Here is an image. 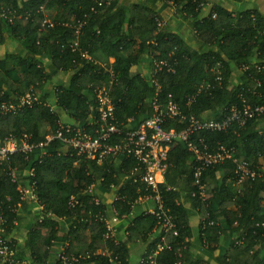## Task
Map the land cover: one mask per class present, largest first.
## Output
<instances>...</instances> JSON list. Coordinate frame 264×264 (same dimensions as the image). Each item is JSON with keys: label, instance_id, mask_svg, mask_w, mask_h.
<instances>
[{"label": "trees", "instance_id": "16d2710c", "mask_svg": "<svg viewBox=\"0 0 264 264\" xmlns=\"http://www.w3.org/2000/svg\"><path fill=\"white\" fill-rule=\"evenodd\" d=\"M162 1L178 15L171 27L154 7L124 8L119 0H0V46L11 42L23 48V55L6 50L0 62V104L16 106L15 112H0V144L6 137L20 144L23 134L28 144L44 142L46 127L53 134L60 126L78 125L93 134L103 125L96 90L105 86L117 126L130 130L145 121L155 96L162 105L171 101L183 118L166 119L164 130L182 132L190 120L221 124L193 131L190 140L208 152L219 145L233 148L237 161L249 162L258 175L235 184L236 163L225 159L202 171V198L193 153L178 139L169 145L165 182L156 191L132 182L131 157L107 156L97 163L58 139L16 151L0 161L1 236L14 251L0 264H49V257L52 264H130L128 244L134 240L146 243L139 264H149L147 257L162 238L170 249L158 252L155 264H264V111L241 119L231 112L264 107V10L240 9L235 4L240 0H231L229 8L223 0ZM160 60L173 72H154L153 62ZM22 67L25 80L12 82L8 72ZM26 94L36 100L20 105ZM26 181L36 200L21 198ZM181 183L187 186L184 200ZM156 193L173 218L169 231L137 202ZM71 197L78 201L73 208ZM24 201L32 224L18 246L10 235ZM100 217L121 220L125 236L111 235ZM220 245L230 247L229 253Z\"/></svg>", "mask_w": 264, "mask_h": 264}, {"label": "built area", "instance_id": "2783aa9c", "mask_svg": "<svg viewBox=\"0 0 264 264\" xmlns=\"http://www.w3.org/2000/svg\"><path fill=\"white\" fill-rule=\"evenodd\" d=\"M167 70L173 72V69L168 66L166 61H154L153 71ZM107 72L108 69L104 68ZM109 83H112L115 79L112 71H109ZM151 82L156 87V91L159 89V84L154 78V74L151 75ZM36 100L33 94H26L21 99L20 105L29 104L31 101ZM16 106L13 104H0V112L8 113L15 112ZM98 113V121L103 125L100 128H95L93 134L91 131H87L78 125H65L60 126L53 134L47 135L44 142L38 144H28L29 136L23 134V140L20 144L17 143L12 137H6L0 144V161L5 160L10 154L20 151L29 152L34 148L42 147L52 139H58L68 146H70L76 153L87 159H96L97 163H100L105 157H116L118 155L131 157L134 161L133 167L130 169V176L132 182L144 183L146 187L154 189L157 188V176H162L166 169L167 152L169 145L178 139L184 141L187 148L193 153L196 166L194 168L195 183L198 184L200 190V196L203 198L204 190L203 185L200 184V175L204 168L216 163H221L225 159H230L236 163L234 169V175L236 177L235 184L240 183L243 179H253L257 174L249 162L237 161L233 155V148H227L219 145L214 151H207V147H198L190 140V136L195 130L199 129H219L221 124L215 122L199 123L198 121L190 120V124L187 129L182 132H174L173 130H164L162 127L163 122L166 119H172L175 117H181L177 107L171 101L166 105L159 103L158 98L155 96L152 99L153 113L145 121L138 124L134 129L124 130L123 128L112 123L114 105L110 99L109 92L105 86H101L96 90V107ZM264 111V107H258L252 110L244 109L242 112H236L235 109H231L232 117L234 119H241L245 117H251L255 112ZM97 121V122H98ZM29 173L33 174V169L29 170ZM27 185V186H25ZM25 185L21 187V198L24 200L29 197L31 200H36L35 194L31 188H28L30 184L25 182ZM31 186V185H30ZM33 186V184H32ZM31 186V187H32ZM113 187V185H110ZM92 189V186L89 190ZM124 196L118 197L123 199ZM152 200V208L147 211L153 214L160 222L164 230L169 231L174 227L173 218L163 208V204L159 195L156 193L153 197H145ZM97 202V199H95ZM136 202V201H135ZM138 202V201H137ZM78 201L76 198L71 197L68 201V207L73 208ZM38 208H41L40 206ZM100 220L104 221L107 229L112 233L109 222H116L117 217H113L110 220L100 217ZM4 218L0 215V259L1 261L10 260L14 251L10 245V240L6 237H2L4 232ZM212 224V222H211ZM242 240L236 242L237 245L242 244ZM170 249L162 238L160 242L155 245V250L148 255L147 261L149 264H155V258L158 252ZM62 259H65L62 257ZM19 264V263H18Z\"/></svg>", "mask_w": 264, "mask_h": 264}, {"label": "crops", "instance_id": "0c3cea01", "mask_svg": "<svg viewBox=\"0 0 264 264\" xmlns=\"http://www.w3.org/2000/svg\"><path fill=\"white\" fill-rule=\"evenodd\" d=\"M212 1L217 2V0H212ZM223 1H225L224 2L225 6L228 8L231 7V3L232 5L235 3V1H231V0L230 1L223 0ZM119 3L124 8H128L130 6H138L141 4L146 5L147 7H154L156 12H158V14H160L163 17V20H166L169 22L168 24H170L169 25L170 27L174 25V21H179L178 15L176 16L173 7L166 5V3L163 2L162 0H119ZM235 4H237L240 9H252L254 7H258L259 10L261 11L264 10V0H240L238 3H235ZM140 17H143L142 13H140ZM162 24L164 25V23ZM6 50L7 51L12 50L11 52H13L14 54L23 55V48L20 43H16V44L14 43V46H12L11 42H6L4 45L0 46V62H2L1 60H3L4 54H5L4 52ZM6 63H9V61H6ZM0 72H1V69H0ZM25 76L26 74L24 72L23 67L20 68L18 71L10 70L8 72V78L12 82H17L18 80H21V79L25 80ZM63 83L66 85L64 80H60L58 82V84H63ZM46 100H47V103L52 106L54 102V95L52 93H49L46 97ZM156 178H157L158 183L165 182L164 175L157 176ZM169 180L172 183L175 182V177L171 173L169 174ZM179 191L181 192V199L184 200L185 199L184 195L186 194V191H187L186 183H181V185L179 186ZM262 196L264 198V194ZM106 200H107V203L110 204L112 202V197H109ZM24 202L25 203L21 205L19 209V213L21 214V220L16 224V228L13 230L12 234L10 235V238L18 246L23 245L25 241L26 233L30 229L31 224H32L30 221V216H29L30 215V208H29L30 204L27 201H24ZM138 204L142 210L149 211L151 210L153 203L151 199L142 198V199H139ZM184 204L189 212L190 217L197 218L198 217L197 211L192 209L189 206V204L187 203H184ZM263 207H264V204H263ZM109 224L112 230L111 235H115L118 239L125 236L126 225L124 226L121 220H117L116 222H109ZM220 225L223 228H225L224 220H220ZM55 243H58V245L61 244V242L59 243V241H56ZM139 245H141L142 247L138 249L137 252H135V249L139 248ZM145 245L146 243H142V241H139V240H134L128 244V248L129 250H131V254L129 256L130 264H139L141 256L145 252V247H144ZM220 249L221 250L224 249L229 253L230 247H226L225 245H220ZM52 259L53 258L49 257L47 263L49 262V264H52Z\"/></svg>", "mask_w": 264, "mask_h": 264}, {"label": "rangeland", "instance_id": "374dc122", "mask_svg": "<svg viewBox=\"0 0 264 264\" xmlns=\"http://www.w3.org/2000/svg\"><path fill=\"white\" fill-rule=\"evenodd\" d=\"M44 132H46V136L47 135H50V132L48 131V128L46 127V128H44V130H43Z\"/></svg>", "mask_w": 264, "mask_h": 264}]
</instances>
